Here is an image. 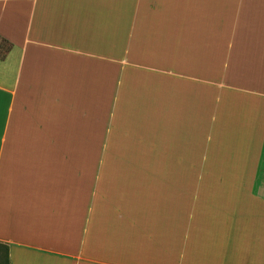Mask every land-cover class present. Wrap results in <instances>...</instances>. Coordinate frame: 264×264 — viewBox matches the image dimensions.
I'll return each instance as SVG.
<instances>
[{
    "label": "crops",
    "instance_id": "1",
    "mask_svg": "<svg viewBox=\"0 0 264 264\" xmlns=\"http://www.w3.org/2000/svg\"><path fill=\"white\" fill-rule=\"evenodd\" d=\"M8 264H264V0H0Z\"/></svg>",
    "mask_w": 264,
    "mask_h": 264
},
{
    "label": "trees",
    "instance_id": "2",
    "mask_svg": "<svg viewBox=\"0 0 264 264\" xmlns=\"http://www.w3.org/2000/svg\"><path fill=\"white\" fill-rule=\"evenodd\" d=\"M9 49V46L4 47L0 46V57H3L4 54ZM0 264H8L7 262V248L5 247L4 250L0 248Z\"/></svg>",
    "mask_w": 264,
    "mask_h": 264
},
{
    "label": "rangeland",
    "instance_id": "3",
    "mask_svg": "<svg viewBox=\"0 0 264 264\" xmlns=\"http://www.w3.org/2000/svg\"><path fill=\"white\" fill-rule=\"evenodd\" d=\"M1 44L4 45L2 42H0V45H1Z\"/></svg>",
    "mask_w": 264,
    "mask_h": 264
}]
</instances>
